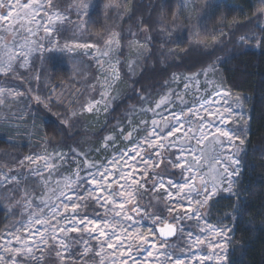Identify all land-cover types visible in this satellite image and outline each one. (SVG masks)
Masks as SVG:
<instances>
[{
	"label": "snow or ice",
	"instance_id": "1",
	"mask_svg": "<svg viewBox=\"0 0 264 264\" xmlns=\"http://www.w3.org/2000/svg\"><path fill=\"white\" fill-rule=\"evenodd\" d=\"M175 4L178 10L173 13L171 25H164L158 32L162 44L178 46L188 39L189 32L198 33V29L207 26L209 13L222 7L223 0L210 2L203 10L198 9L196 0H175ZM109 7L104 0H72L62 12L53 0H0V76L29 69V57L33 54L41 58L47 54L56 70L63 54L76 49H95L97 63L106 61L111 69L100 98L80 105L79 109L76 100L56 96L55 88L41 93L38 88L19 90L15 86H0V106L7 108L26 99L31 103H26L25 109L33 119H39L36 113L43 111L47 127L73 141L79 134L74 130L80 116L107 113L110 90L120 79L115 68L119 60L114 63L110 53L113 48L121 49L118 55L123 54L125 47L139 48L141 41L154 47L148 29L140 27L145 21H137L139 33L128 29L124 35L129 43L124 47L119 43L121 33L110 32L103 42V51L100 45L90 42L61 44L53 33L67 23L83 33L93 22V15L97 11L103 14ZM253 7L254 18L248 23L236 24L227 32L221 27L211 33L215 43L211 47L205 45L206 50L199 53L206 62L210 61L208 68L186 77L187 81L198 82L200 75L207 78L209 72H215L216 65L224 62L218 53L224 52L226 42L240 47L264 44V0H255ZM194 12H199L195 19ZM127 15L129 20L135 18L134 13ZM226 21L225 17V24ZM171 54L178 55L175 51ZM132 67L130 63L129 70ZM33 79L39 82L41 73ZM183 87L187 90L189 84L184 83ZM136 95L147 100L140 92ZM173 97L180 100L179 105ZM53 104L64 109L66 115L62 119L48 114ZM242 108L241 98H236L234 105L230 93L219 88L202 100L194 98L192 103L168 92L154 106L143 109L145 114L152 113L150 121L141 120L134 127L128 120L127 132L117 122L118 136H103L98 146L89 150L76 142L75 146L67 145V153H49L51 141L46 138L47 132L37 129L44 132L45 151L0 167V208L19 217L0 234V264H105L106 260L107 264H229L230 233L247 209L240 180L247 131L244 126L227 125L234 117L244 118ZM21 119L22 115L15 122L18 124ZM107 124L108 121L105 129ZM118 139L127 142L125 147L117 144ZM7 142L19 146L10 138ZM109 150L111 158L104 155ZM161 164L164 168L157 171ZM154 193L158 195L153 196ZM223 193L235 201L227 216L233 225L212 227L202 217L200 208ZM185 220L195 221L199 232L184 226L178 228ZM157 237L161 238L158 245ZM169 237H176L179 242H169ZM90 241H95V247ZM201 245L208 251H194Z\"/></svg>",
	"mask_w": 264,
	"mask_h": 264
},
{
	"label": "trees",
	"instance_id": "2",
	"mask_svg": "<svg viewBox=\"0 0 264 264\" xmlns=\"http://www.w3.org/2000/svg\"><path fill=\"white\" fill-rule=\"evenodd\" d=\"M217 2L219 1H211L213 4ZM104 3L109 4L110 7L104 10L103 14L97 11L93 15V22L88 25L89 30L102 34L114 28L121 33V39H124V34L130 27L132 31L139 30L137 21L142 18L145 23L140 27L148 29L155 46L150 45V51L145 55L139 73L131 75V78L129 76L131 82L127 90L112 99L109 110L97 121L98 125L94 131L85 129L86 118L84 120L78 118L80 123L74 131H78L79 134L75 141L67 140L47 127L43 111L36 113L40 117L36 119V123L40 129L46 130V138L51 141L50 145L55 149L63 148L68 151L67 145L75 146L76 142H79L82 147V138L85 135L94 139L91 143V147L94 148L98 146L103 136L109 134L118 136V132L115 131L117 122L122 124L125 132L129 131L128 120H131L134 127L137 126L139 122L132 119L135 118L136 112L152 106L155 101L154 96L164 91L167 82L174 74H194L209 66L210 61L206 62L205 58L199 55L201 50H206L204 43L191 41L194 39L193 32H189L188 39L178 46L173 43H161L163 38L159 36L158 30L164 25H171L173 13L178 10L175 0H166V2L165 0H104ZM254 3L255 0H223L222 7L215 8L209 13L210 19L207 21V26L199 29V33L208 38L212 37L211 33H215L221 27H224V31L227 32L236 24L248 23L254 18ZM59 5L62 8L67 7L68 0H59ZM127 13H134L135 18L129 20ZM240 34H243V31ZM214 43L215 41L207 46L211 47ZM194 44L196 51H193ZM172 47L176 49H171ZM172 51L178 55L173 56ZM218 55L224 58V62L216 66L229 89L244 96L249 115V135L245 145L246 153L242 155L240 176L244 188L241 196L244 198L247 209L246 214L233 229L229 261L230 264H264V44L257 46L253 43L240 47L226 42L224 52ZM40 62L41 64L35 67L40 68L37 73H41V80L37 82L33 79L32 86L39 84L46 92L52 87H56L57 90L65 85L74 87L77 76L81 77L74 68L72 57L68 54H63L56 70H53L52 62L47 58V54L40 59ZM2 78L0 76V80ZM136 92L147 97V100H141ZM82 96L83 94L79 98ZM53 113L60 119L66 115L64 109L56 104L51 105V113L48 114ZM106 121L108 124L105 129ZM41 133L44 136V132ZM8 139V133L0 131V166L14 165L17 159L25 157L40 146L38 142L21 138L20 140L12 139L19 145L13 147L7 142ZM117 143L122 145L119 139ZM4 153L9 155L5 156ZM108 154L109 152L104 155L108 156ZM4 203L6 205V202ZM234 204L235 201L227 194L213 198L209 207L210 219L219 224L232 226L233 221L227 216L232 212ZM17 218L18 216H12L0 208V234H3L11 221Z\"/></svg>",
	"mask_w": 264,
	"mask_h": 264
},
{
	"label": "rangeland",
	"instance_id": "3",
	"mask_svg": "<svg viewBox=\"0 0 264 264\" xmlns=\"http://www.w3.org/2000/svg\"><path fill=\"white\" fill-rule=\"evenodd\" d=\"M212 0H196V4L198 5V9L203 10L207 7L209 2ZM219 1V0H218ZM21 2H25V0H21ZM41 3H44V0H40ZM72 0H68V6L65 8L60 7L59 0L55 2L53 0V3L59 8L60 11H65L68 9L69 5L71 4ZM128 10V8H126ZM43 15V13H41ZM193 18L197 15H199V12H195L192 14ZM71 19L74 21L76 18L74 15L71 16ZM183 22V20H181ZM184 23V22H183ZM137 33H139V30H133ZM110 32H116L120 33L117 29L112 28L107 33H95L91 30H89V27L87 30L83 33L76 30L73 26V24L67 23L63 27H61V30L59 32L53 33V36L55 39L59 40L61 44L68 42H90L95 43L101 46V51L104 50L103 42L105 39L108 38ZM100 34V35H98ZM149 34V33H148ZM43 35V33H41ZM206 36H203L199 33H194V39H191V41H196L198 43H204V45H209L210 43L214 42L213 37L209 36L208 38H205ZM9 40H11V36L8 37ZM120 46L124 47L129 43V39L124 36V39L120 37L119 40ZM150 45L149 43H145L141 41V46L139 48L132 47V48H124L123 54L118 55V53L121 51L120 48H113L110 55L115 60H119L118 64H115V68L118 69L120 79L114 83L113 88L110 90V96L108 98L109 104L111 103L113 97L119 96L123 91L127 90L128 86L130 85V78L131 75H136L139 73L141 69V65L145 59V55L149 53L150 51ZM171 49H176L172 47ZM65 54H68L73 59V64L76 72H78L77 76V83L74 85V87L70 85H65L63 88L57 90L55 88L56 96L60 97L61 99L65 100H76L77 101V109H79L80 105H84L87 102H90L93 99H99L100 98V92L105 90V79L106 76L111 75V69L108 66V63L106 61H102L101 63H97V57L98 53L95 49H76L73 52H65ZM31 66L29 69L24 70L20 69L16 75H9V76H2V80H0V86L3 87H12L15 86L19 90H24L27 88L32 89H39L41 93H46L45 90L41 89L39 84H34L32 86V80L33 76L38 72V69H36V65H40V59L38 54H33L29 57ZM38 62H40L38 64ZM134 62V63H133ZM132 63L133 67L131 70H129L128 65ZM36 66V67H35ZM208 68V67H206ZM205 68V69H206ZM36 69V70H35ZM203 71V70H202ZM202 71H199L197 73H200ZM193 74H174L173 77L167 82L166 87L164 91L161 93H158L154 96L155 101L157 102L162 95L168 92L177 93L180 97H183L184 101L188 103H192L193 99L198 97L201 100L208 97L209 94H214V92L219 88L221 92H228L231 95V101L235 105L236 98H241L243 100V113L244 118L234 117L233 121L227 125L228 128L233 127H240L244 126L247 131V138L249 135V129H248V111L246 108V102L243 95L233 92L229 87L227 86L225 79L220 72L219 68L216 66L215 72H209V75L207 78L204 75H200L198 77V82H192L187 81L185 78L188 76H192ZM21 76H23V79H21ZM130 76V78H129ZM208 81H211V83H208ZM79 82V83H78ZM184 83L189 84V88L187 90L184 89ZM51 89V88H50ZM48 89V91H50ZM207 89V90H205ZM83 96L79 98L80 95ZM173 99H176V97H173ZM153 105L154 106V103ZM30 104V101L22 100L15 104H10L9 107H3L0 106V131L8 133V138L13 140H20L21 138H27L31 142H38L40 143L39 147H37L34 151L26 154H34V153H43L45 151V148L42 143V138L44 137L41 132H38L37 129H40V126L36 123V119H33L32 115H29L28 109H25V104ZM176 104H180V100L176 99ZM111 106V105H110ZM150 106V107H152ZM110 108V107H109ZM108 108V110H109ZM147 109V107H145ZM178 110V108L174 109ZM105 114V112H100L96 115L85 113L79 118H82L83 120L86 118L85 122V129H89L90 131H94V129L97 128L98 120L101 119V117ZM22 115L23 119L19 121L17 124L16 118L18 116ZM32 116V117H31ZM31 117V118H30ZM134 117V116H132ZM134 121L137 120L140 122L141 120H151L152 119V113L145 114L144 111L136 112L135 118H132ZM82 148H85V150L91 149V143L94 141L92 137H89V135H85L82 138ZM247 141V139H246ZM118 144V143H117ZM127 142H123L120 147H125ZM119 145V144H118ZM47 151L49 153H52L54 151H64L67 153L68 151L60 148L55 149L51 145H48ZM108 157L111 158V150H109ZM95 158V157H94ZM2 167V166H0ZM164 168V164L160 165V169H156L157 171H160ZM242 169V168H241ZM171 171V170H170ZM179 172V170H176ZM83 175V173H82ZM179 177H174V179H178ZM227 194L228 193H223ZM153 196H156L158 194H152ZM215 198V197H214ZM147 201H143L142 203H146ZM163 203V201H161ZM209 202L208 205L204 206L203 208H200V213L202 217L207 221V223L212 227H226L230 226L228 224H219L216 221H212L209 216ZM7 205V202H6ZM7 207H11V205H7ZM199 206L193 205V208H196ZM178 213H173L172 215H177ZM172 215L168 216L169 221L172 219ZM19 217L16 219L18 220ZM15 221V220H14ZM14 221H11L10 226L7 228H11ZM145 224H150V221H145ZM184 226L185 229L192 228L194 232H199V229L196 227L195 221H183V225L178 224L177 227ZM201 227L204 226L203 223L200 225ZM143 230V229H142ZM6 232V230H5ZM4 232V233H5ZM233 233V232H232ZM232 233H230L231 236V242H232ZM147 234V233H146ZM179 235V233H178ZM179 242L177 241V238L170 239L169 242ZM157 245L161 243V238H156ZM90 244L95 247V241H90ZM155 249H153L154 255H155ZM197 253H200L201 251H208L205 245H201L199 249H194ZM231 252V243L228 246V258L230 257ZM107 264V260L105 262ZM131 264V262H130ZM207 264H213V261H208ZM230 264V261H229Z\"/></svg>",
	"mask_w": 264,
	"mask_h": 264
},
{
	"label": "water",
	"instance_id": "4",
	"mask_svg": "<svg viewBox=\"0 0 264 264\" xmlns=\"http://www.w3.org/2000/svg\"><path fill=\"white\" fill-rule=\"evenodd\" d=\"M173 238H175V237H169L168 240L173 239Z\"/></svg>",
	"mask_w": 264,
	"mask_h": 264
}]
</instances>
